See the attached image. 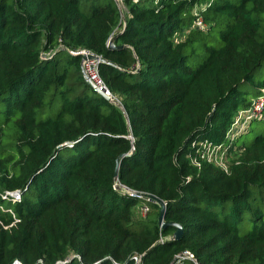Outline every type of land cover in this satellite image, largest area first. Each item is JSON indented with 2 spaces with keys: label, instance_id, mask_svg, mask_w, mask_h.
Listing matches in <instances>:
<instances>
[{
  "label": "trees",
  "instance_id": "1",
  "mask_svg": "<svg viewBox=\"0 0 264 264\" xmlns=\"http://www.w3.org/2000/svg\"><path fill=\"white\" fill-rule=\"evenodd\" d=\"M119 1L127 14L116 0H0V264H264V136L243 143L264 118L229 172L189 158L264 93V0ZM197 5L208 30L175 43ZM81 50L106 61L121 107L85 81ZM118 182L166 202L182 239Z\"/></svg>",
  "mask_w": 264,
  "mask_h": 264
},
{
  "label": "built area",
  "instance_id": "2",
  "mask_svg": "<svg viewBox=\"0 0 264 264\" xmlns=\"http://www.w3.org/2000/svg\"><path fill=\"white\" fill-rule=\"evenodd\" d=\"M140 0H134L135 3H138ZM207 8V5H197L192 10V15L194 17L193 24L191 27L184 29V31L180 34H177L174 38L175 43H180L183 41L188 33L192 30L199 31H207L208 24L204 21V18L201 14ZM74 56H82L81 67L86 71L88 77L100 88H105L104 82L99 76L98 66L99 63L96 61H86L83 59L84 55H90L92 53L81 50L77 52H71ZM51 55V53H50ZM108 90V89H107ZM264 118V93L252 100L250 106L246 108H241L235 114L231 126L229 127L225 143L216 145L210 141H200L198 143L193 144V152L189 156L191 164L201 169L204 163L212 164L220 169L229 172V165L233 162H230L229 157L236 152L242 154V150L237 148L238 140L242 135H244L250 128L251 124L255 121H259ZM238 157L235 159L237 160ZM234 160V161H235ZM125 187V186H124ZM116 189L122 190L126 193H129L131 196L138 197L144 200L143 194L139 192H134L131 190H126L123 186L118 182L116 183ZM8 196L15 198L16 200L20 199V194L18 192L15 193H7ZM148 201V200H147ZM149 211L148 207H143L144 214H147ZM189 258H193V255L190 253H185ZM136 264H141L140 257L134 258Z\"/></svg>",
  "mask_w": 264,
  "mask_h": 264
},
{
  "label": "water",
  "instance_id": "3",
  "mask_svg": "<svg viewBox=\"0 0 264 264\" xmlns=\"http://www.w3.org/2000/svg\"><path fill=\"white\" fill-rule=\"evenodd\" d=\"M118 5H120V1L116 0ZM117 37H111L108 43V46L110 49H123L126 46L122 45V46H117L115 45V41H116ZM83 59L86 61H96L99 64L102 62H106L102 57L95 55V54H90V55H84ZM111 64V63H109ZM82 74L84 76L85 81L90 84L92 86V88L99 94L101 95L105 100L113 103L116 106L121 107L120 102L115 99L112 94L110 93L109 90L105 89V88H100L98 87L86 74V71L82 68ZM132 138V136H131ZM135 148L133 147L132 153H134ZM128 155H121L118 159H117V166H116V170H115V180L118 181L119 180V171H120V161L125 158ZM124 189L126 190H130L126 187L123 186ZM140 193V192H139ZM144 195V198L147 199L148 201L155 203L157 205L160 206V214L158 217V225L160 227L161 230H166L168 228H175L176 231L173 234V236L171 237L172 240L175 241H179L182 239L183 235H184V227L179 224V223H175V222H167L166 221V210H167V204L166 202H164L162 199H160L159 197L155 196V195H151V194H147V193H140ZM179 257H176L175 260H177ZM16 264H21L20 262H17Z\"/></svg>",
  "mask_w": 264,
  "mask_h": 264
},
{
  "label": "rangeland",
  "instance_id": "4",
  "mask_svg": "<svg viewBox=\"0 0 264 264\" xmlns=\"http://www.w3.org/2000/svg\"><path fill=\"white\" fill-rule=\"evenodd\" d=\"M120 6L123 10V13L127 14V9L123 5V3L120 2ZM198 53H199V51H198ZM200 63H201V61L198 64L195 62L189 61L188 65L191 69H195ZM256 81L257 82H263L264 81V67L256 73ZM71 82L74 83L73 79H71ZM243 89H244V91H248V89H246V88H243ZM251 99H252V97L248 96V101H250ZM3 109H4V105L0 103V111H2ZM259 136H264V122L254 123L250 129L249 134L246 137H244L243 143L245 142V143L249 144V143L253 142ZM7 150H10V149L8 148ZM239 155H240L239 152H236L233 155H231V157H229L230 162L234 161ZM259 197H262V196L261 195H255L256 202L259 200ZM136 212H137V209H136ZM147 216L148 215L144 214V212H143V207L139 208L138 218L146 219V218H148ZM249 218H250V215L246 214L245 215V221L240 225V229L244 233L250 231L252 228V223L250 220H248Z\"/></svg>",
  "mask_w": 264,
  "mask_h": 264
}]
</instances>
